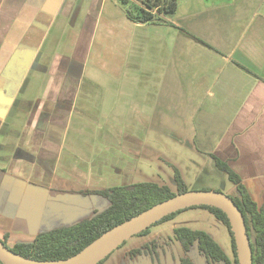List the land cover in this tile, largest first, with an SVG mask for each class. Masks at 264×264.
<instances>
[{
	"label": "crops",
	"instance_id": "crops-1",
	"mask_svg": "<svg viewBox=\"0 0 264 264\" xmlns=\"http://www.w3.org/2000/svg\"><path fill=\"white\" fill-rule=\"evenodd\" d=\"M104 1L0 0V239L8 246L31 242L41 231L71 221L54 227L72 217L71 210L76 207L72 204L75 195L66 190L67 181L58 182L57 171L62 145L82 97L85 109H91L88 101L93 92L88 90L82 96L87 89L85 64ZM254 13L247 24L248 30L254 27L247 51L236 52L237 57L234 54L229 59L221 56L222 69L229 68L230 73H221L220 83L216 66V73L203 75L207 82L214 77V82L204 87L196 81L202 73L193 74L196 80L190 75L195 88L187 93L186 63L179 62L169 71L164 59L158 65L159 55H149L153 63L145 64L147 72L142 76L143 65L134 62V73L130 77L121 73V79L146 84L119 90L129 95L133 107L140 102L145 113L138 108L142 111L136 119L120 126L134 127L125 136L129 140L138 137V142L149 140L154 130L169 135L199 156L206 155L204 163L211 164L212 172L225 174L215 167L214 155L240 177L257 208L264 210V22L255 27ZM261 17L264 20V14ZM129 23L136 28H172ZM75 30V40L70 39ZM179 40L184 43V35ZM196 44L214 49L207 43ZM212 59L217 61L215 55ZM171 72L177 73L173 83ZM173 107L175 111L187 109L190 114L189 121L178 117L179 135L164 129L165 117L168 119ZM215 119L216 124L209 122ZM198 146L202 151H197ZM232 190L235 195L233 185Z\"/></svg>",
	"mask_w": 264,
	"mask_h": 264
},
{
	"label": "rangeland",
	"instance_id": "rangeland-1",
	"mask_svg": "<svg viewBox=\"0 0 264 264\" xmlns=\"http://www.w3.org/2000/svg\"><path fill=\"white\" fill-rule=\"evenodd\" d=\"M133 3L141 5L136 0ZM176 3L175 13L164 17L171 24L170 29L136 28L125 18L119 0H105L102 3L85 64L84 86L87 89L82 91V96L88 90L93 92L88 101L91 109H85L82 97L83 102L72 116L62 145L57 171L58 182L63 184L67 181L66 190L75 195L72 204L77 210H71L72 217H68L66 222L55 223L54 227L67 224L70 220L67 225L75 224L108 204L99 196L78 192L155 183L165 185L177 194L174 168L179 171L187 191L211 190L229 197L234 195L232 183L226 175L212 172L211 164L207 166L204 163L206 155L199 156L195 149L156 130L151 131L154 133L146 142H138L135 136L129 140L126 132L130 133L134 127L129 124L120 126L121 123L134 121L138 112L142 111L138 108L141 107L145 113L140 102L133 103L137 105L133 107L127 100L129 95L119 90L121 86L128 88L133 84H146V81L142 83L137 79H121V73L128 77L134 73V62L141 63L144 69L145 64L153 63L148 57L154 54L156 57L159 55L157 64L164 59L169 71L176 69L179 62L186 63L184 83L187 93H190L195 88L192 87L190 75L193 77L195 73H202L201 80L193 78L199 86L204 87L214 82V77L207 82L203 75L216 73V66L219 83L221 73H230L229 68L222 69L221 56L229 59L236 52L241 54L247 51L248 36L254 31V27L248 30L247 24L253 19L254 12V26L264 22L261 17L264 14V0H176ZM77 32L72 31L70 39L75 40ZM183 35L185 40L181 43L179 38ZM192 36L215 50L202 48ZM260 53L261 50L258 55ZM213 55L217 61L212 59ZM146 72L147 69H144L140 75L145 76ZM169 74L173 83L177 73ZM116 97H122V101H115ZM175 110L176 107L169 110L171 112L168 119L165 117L167 124L164 129L179 135L182 131L178 127V117L184 116L189 121L190 114L187 109ZM209 122L216 124L218 119ZM160 127L157 126V129L162 130ZM201 148L198 146L197 151H202ZM67 202H71V198ZM177 228L205 232L232 258L227 228L207 209L193 207L182 210L167 222L151 226L149 234L145 236L132 237L116 249L104 264H180L181 259H189L192 264H205L196 245L185 252L174 239L173 230ZM135 250H140L142 254L132 256L131 252Z\"/></svg>",
	"mask_w": 264,
	"mask_h": 264
},
{
	"label": "trees",
	"instance_id": "trees-1",
	"mask_svg": "<svg viewBox=\"0 0 264 264\" xmlns=\"http://www.w3.org/2000/svg\"><path fill=\"white\" fill-rule=\"evenodd\" d=\"M119 1L127 19L135 24L171 25L164 17H168V15L175 13L177 10L176 0H136L141 5L134 4L133 0ZM192 38L194 37L192 36ZM194 39L200 42L198 39ZM212 159L215 167L220 172H224L235 187L236 193L230 198L244 217L251 243L252 262L253 264H264V210L257 208L243 186L240 177L227 163L214 155H212ZM173 170L177 194L186 192L187 188L179 171L176 168ZM78 193L99 196L105 199L108 204L104 209L95 210L93 215L75 224L41 231L31 242L16 243L13 246H8L5 239L1 241L14 253L32 260L53 261L66 259L81 251L107 230L176 195L169 187L155 183L113 186L101 190ZM201 207L207 209L216 220L227 228L230 236L232 258L228 257L221 247L203 231L177 228L173 230L174 239L184 251H188L192 246L196 245L198 252L208 264H238L234 239L226 215L216 208ZM179 212L163 218L152 226L173 219ZM150 228L136 235V237L149 234ZM140 254H142L140 250L131 252L132 256ZM109 257L110 255L98 264H104ZM180 264L192 263L188 259H181Z\"/></svg>",
	"mask_w": 264,
	"mask_h": 264
},
{
	"label": "water",
	"instance_id": "water-1",
	"mask_svg": "<svg viewBox=\"0 0 264 264\" xmlns=\"http://www.w3.org/2000/svg\"><path fill=\"white\" fill-rule=\"evenodd\" d=\"M207 206L222 211L233 235L238 264H253L252 250L244 217L233 200L211 190L186 191L160 202L107 230L75 255L61 260L36 261L11 251L0 239L1 264H98L132 237L147 230L163 218L176 212Z\"/></svg>",
	"mask_w": 264,
	"mask_h": 264
},
{
	"label": "flooded vegetation",
	"instance_id": "flooded-vegetation-1",
	"mask_svg": "<svg viewBox=\"0 0 264 264\" xmlns=\"http://www.w3.org/2000/svg\"><path fill=\"white\" fill-rule=\"evenodd\" d=\"M2 240V239H1ZM151 251V250H150ZM189 251V250H188ZM188 251H185V252H188ZM200 254V253H199ZM201 255V254H200ZM202 256V255H201ZM203 257V256H202ZM189 260V259H188ZM190 261V260H189ZM205 261V260H204ZM191 262V261H190ZM192 263V262H191ZM205 264H208L206 261H205Z\"/></svg>",
	"mask_w": 264,
	"mask_h": 264
}]
</instances>
